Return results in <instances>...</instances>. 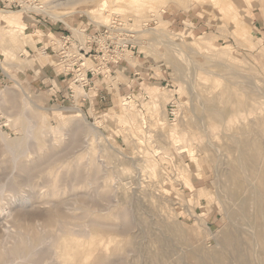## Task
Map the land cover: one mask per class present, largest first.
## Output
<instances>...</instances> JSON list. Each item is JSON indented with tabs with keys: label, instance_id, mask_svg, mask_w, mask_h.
<instances>
[{
	"label": "rangeland",
	"instance_id": "1",
	"mask_svg": "<svg viewBox=\"0 0 264 264\" xmlns=\"http://www.w3.org/2000/svg\"><path fill=\"white\" fill-rule=\"evenodd\" d=\"M141 1L146 5L140 12L132 11L125 0L120 4L125 11L107 7L103 10L106 17L96 15L101 0L95 4L84 1L71 9L59 8L58 13L70 12L64 18L42 11L38 24L39 17L0 8V91L16 92L13 98L0 97V182L4 181L0 183L4 188L0 189V264L13 260L12 264H62L52 253L66 235L74 242L84 238L81 243L85 251L96 253L94 257L91 254L94 262L90 264H220L222 255L227 264H236L237 257L231 255L225 239L238 229L245 239L241 253L247 248L248 254H243L245 258L249 255L247 260L264 264L260 243H256V205L248 201L247 216L234 218L231 212L238 202L226 193L233 185L227 175L240 159L241 138L261 136L258 140L264 147V0ZM3 13L18 21H10ZM111 14L133 20L140 44L133 58L129 56L133 69L117 72L115 82L110 75L97 79L103 97H97L90 109L81 107L89 123L100 120L94 137L89 129L83 131L81 114L71 108L81 106L80 94L85 90L76 86L75 98L69 100L66 93L59 101L62 89L51 96L50 87L42 85L49 71L55 76L51 67L55 60L40 47L47 42L49 32L59 34L93 23L89 15L103 25ZM28 19L35 24L26 22ZM15 30L21 31L24 39ZM106 82L113 84L114 89L108 87L110 92ZM153 93L161 99L159 112L153 109ZM128 105L134 106L132 113ZM212 106L225 110L226 118H215L209 112ZM20 110H24V117ZM28 126L32 138H27ZM179 133H184L185 143ZM229 146L232 149H227ZM249 181V187L257 183L251 178ZM26 194L34 199L31 196L30 202L22 204ZM100 233L108 240L103 236L98 239ZM90 240L94 242L90 244ZM96 241L102 244L98 246ZM103 241L105 245L110 241V247Z\"/></svg>",
	"mask_w": 264,
	"mask_h": 264
},
{
	"label": "bare ground",
	"instance_id": "2",
	"mask_svg": "<svg viewBox=\"0 0 264 264\" xmlns=\"http://www.w3.org/2000/svg\"><path fill=\"white\" fill-rule=\"evenodd\" d=\"M86 2V1H93L94 2V4H95V1L96 0H46L45 2H43V8L41 9V11H45V13L46 12H48L49 14H51L52 16H54V18L56 17V18H62V16H63V18H64V15H66V14H69L70 12H68V13H58L57 12V10L59 9V8H61L62 6L64 7H67L68 9L70 8H73L74 7V5H76V4H78V3H81V2ZM123 1H125V0H101V5H100V7L98 8V9H96V15H98V14H104V12H103V10H105V8H114V9H112V10H115V12H123V11H125V7H122V6H120V4L121 3H123ZM128 2H126V4L127 5H129V8H132V11H134V12H140V11H142V10H144V8H145V5H146V3L144 2V1H141V0H127ZM92 2V3H93ZM99 2V1H98ZM100 3V2H99ZM234 3V2H233ZM98 4V3H97ZM114 6V7H113ZM116 6V7H115ZM116 8V9H115ZM76 9V8H75ZM128 9V8H127ZM164 10V9H163ZM76 11V10H75ZM79 11V10H78ZM72 12V11H71ZM85 12V11H84ZM2 13V12H1ZM47 13V14H48ZM74 13V12H73ZM128 13V12H127ZM4 14V17H6L7 19H9L10 21L12 20V21H18V20H15L14 19V17L12 16V15H7V14H5V13H3ZM7 15V16H6ZM105 15V14H104ZM90 16V18H91V20H92V22L93 23H96V24H98L99 25V23H100V21L98 20V19H96V17L94 16H92V15H89ZM105 17H106V15H105ZM108 17V19H109V16H107ZM123 17H124V15H123ZM70 26V25H69ZM71 27H72V25H71ZM75 32H77L78 31V28H72ZM143 31V30H142ZM16 34H17V36L20 38V39H24V34H22V32L21 31H19V30H15L14 31ZM43 32L42 31H39V34H42ZM38 34V35H39ZM14 36V35H13ZM12 35H11V39H13V41H15L16 42V39L13 37ZM42 37V36H41ZM27 38V37H26ZM25 38V39H26ZM164 41V40H163ZM167 41V40H166ZM165 41V42H166ZM175 44V43H174ZM179 44V43H178ZM7 48V47H6ZM171 49V48H170ZM179 53V52H178ZM170 63V62H169ZM173 64V63H172ZM198 64V63H197ZM224 64V63H223ZM199 65H201V64H199ZM220 65H221V63H220ZM222 66V65H221ZM225 66V65H224ZM218 67H220V66H218ZM226 68V67H225ZM179 69V68H178ZM206 70V69H205ZM204 71V70H203ZM206 71H208V70H206ZM191 72H192V70H191ZM237 72V71H236ZM229 73V72H228ZM192 74V73H191ZM225 75H228V74H225ZM238 75V74H237ZM188 76V75H187ZM193 76V75H192ZM239 76V75H238ZM229 77V76H228ZM193 78V77H192ZM229 78H231V77H229ZM242 79H243V77H242ZM244 80V79H243ZM246 81H248V80H246ZM250 81V80H249ZM114 83V82H113ZM194 83V82H193ZM248 83V82H247ZM250 83V82H249ZM227 84V83H226ZM242 84H244V83H242ZM251 84V83H250ZM115 85V84H114ZM238 85V84H237ZM248 85V84H247ZM258 85V84H257ZM190 86V85H189ZM249 86V85H248ZM192 87V86H191ZM258 87H260V86H258ZM252 88V87H251ZM261 89H262V87H260ZM254 90V89H253ZM9 91V90H8ZM211 91V90H210ZM15 92V91H14ZM14 92L12 93L11 91L10 92H8V94H6V92L5 91H0V97H5V95H8V97H10V98H13L14 97ZM194 92V91H193ZM219 92H222V91H219ZM244 92V91H243ZM247 92H249V91H247ZM246 92V93H247ZM258 92V91H257ZM16 93V92H15ZM259 93V92H258ZM243 94V93H242ZM260 94V93H259ZM262 94V93H261ZM260 94V95H261ZM192 95H193V93H192ZM197 95V94H196ZM153 98H154V100H153V109L155 110V111H157V112H159V109H160V107H161V99H160V96L158 95V94H155V93H153ZM166 96H169L168 94H165V97ZM171 96V98L169 99V100H171L172 101V99H173V97L172 96H174V95H170ZM181 97V96H180ZM195 97V96H194ZM202 97V96H201ZM6 99H7V96L5 97ZM167 98V97H166ZM193 98V97H192ZM30 99V98H29ZM26 100V99H25ZM24 100V101H25ZM243 100V99H242ZM8 101V100H7ZM194 101V100H193ZM245 101V100H244ZM243 101V102H244ZM10 102H12V101H10ZM14 102V101H13ZM78 102V101H77ZM170 102V101H169ZM256 102V101H255ZM201 103V102H200ZM233 103V102H232ZM258 103V102H257ZM13 103H11V105H12ZM25 104L26 105H28V101L26 100L25 101ZM33 104V103H32ZM77 104V103H76ZM177 104H179V103H177ZM176 104V105H177ZM184 104V103H183ZM209 104V103H208ZM238 104V103H237ZM236 104V105H237ZM241 104V103H240ZM3 105V104H2ZM242 105V104H241ZM240 105V106H241ZM239 106V105H238ZM250 106H251V104H250ZM25 107V106H24ZM213 107V106H212ZM9 108H11V107H9ZM23 108V107H22ZM71 108H73L74 109V111L77 113H80L81 114V116H82V122H83V127H84V130L83 131H86L87 129H89L90 130V132L92 131V135H94V133H97V129L99 128V126H101L100 124H98L99 122H100V120L98 121V123L96 122L95 124L94 123H89L83 116H85V114L83 115V110H82V108H81V106H79L78 104L77 105H75V107H71ZM216 108V107H215ZM239 108V107H238ZM251 108V107H250ZM249 108V109H250ZM263 108V107H262ZM65 109H67V108H65ZM94 109V108H93ZM92 109V110H93ZM127 109H128V111H130V113H132L131 112V110H135V108H134V106L133 105H128L127 106ZM178 109V108H177ZM185 109V108H184ZM210 109H212V108H210ZM261 109V108H260ZM264 109V108H263ZM10 110V109H9ZM14 110H15V107H14ZM206 110V109H205ZM208 110H209V108H208ZM18 111V110H17ZM21 111V110H20ZM193 111H194V108H193ZM262 111V110H261ZM261 111H259V113L261 112ZM13 112V111H12ZM209 112H212L213 114H214V116H215V118H217L219 121H221L223 118L225 119L226 117H224L225 115V110H221V109H219V110H216V109H214V107H213V109L211 110V111H209ZM263 113V115H264V111H262ZM11 113V112H10ZM136 113V112H135ZM182 113V112H181ZM250 113H253V111L251 110V112ZM259 113H257L258 115H260ZM20 114V113H19ZM24 114V110L23 111H21V116ZM168 114V113H167ZM204 114H205V112H204ZM240 114V113H239ZM241 114H243V113H241ZM240 114V115H241ZM254 114V113H253ZM252 114V115H253ZM261 114V115H262ZM196 115V114H195ZM238 115V114H237ZM251 115V114H250ZM258 115H257V117H258ZM20 116V115H19ZM179 116V115H178ZM177 116V117H178ZM203 116V115H202ZM205 116V115H204ZM255 116V115H254ZM253 116V117H254ZM17 117V116H16ZM23 117H24V115H23ZM86 117V116H85ZM236 117V116H235ZM239 117V116H238ZM238 117H236V118H238ZM241 117V116H240ZM243 117H244V115H243ZM246 117V116H245ZM249 117H251V116H249ZM203 118V117H202ZM236 118H235V120H236ZM242 118V117H241ZM256 118V117H255ZM259 118V117H258ZM204 119V118H203ZM260 119V118H259ZM264 119V118H263ZM8 120V119H7ZM128 120V119H127ZM205 120V119H204ZM238 120H239V118H238ZM250 120V119H249ZM11 121V120H10ZM19 121V120H18ZM23 121H25V118H24V120ZM22 121V122H23ZM125 121V120H124ZM177 121H178V119H177ZM176 121V122H177ZM196 121V120H195ZM226 121V120H225ZM232 121V120H231ZM230 121V122H231ZM240 121H241V119H240ZM242 121H243V119H242ZM32 123H33V120L31 121ZM31 122H29V124L31 125ZM229 122V123H230ZM233 122V121H232ZM255 122V121H254ZM259 120H258V124H257V127L259 128ZM8 123H9V120H8ZM7 123V124H8ZM173 123V122H172ZM202 123V122H201ZM206 123V122H205ZM245 123H247L246 122V120H245ZM256 123V122H255ZM200 124V123H199ZM232 124L233 123H230V125L232 126ZM254 124V123H253ZM10 125V124H9ZM229 125V124H228ZM227 125V126H228ZM247 125H251L250 123L249 124H247ZM246 125V126H247ZM259 125V126H258ZM34 126V125H33ZM206 126V125H205ZM231 126H230V128H231ZM76 127H78V126H76ZM250 127V126H249ZM252 127L253 126H251V129H252ZM262 127V126H261ZM25 128V127H24ZM29 128V129H28ZM28 128H27V131H28V133H27V138H32L33 137V133L31 132V128L28 126ZM202 128H203V126H202ZM218 128V127H217ZM229 128V129H230ZM254 128V127H253ZM36 129V128H35ZM34 129V130H35ZM86 129V130H85ZM178 129V128H177ZM240 129H242V128H240ZM246 129H248V126H247V128ZM255 129V128H254ZM33 130V131H34ZM99 130V129H98ZM250 130V129H249ZM24 131H25V129H24ZM39 131V130H38ZM38 131L36 132V133H38ZM88 131V130H87ZM175 131V130H174ZM205 131V130H204ZM215 131V130H214ZM218 131V130H217ZM242 131V130H241ZM248 131V130H247ZM251 131V130H250ZM255 131V130H254ZM1 132V131H0ZM177 132V131H176ZM175 132V133H176ZM249 132V131H248ZM256 132V131H255ZM264 132V131H263ZM43 133V132H42ZM77 133V132H76ZM78 133H80V131L78 132ZM86 133V132H85ZM85 133H83L84 134V137L86 136V134ZM206 133V132H205ZM228 133H230V131L228 132ZM238 133H239V130H238ZM243 133V132H242ZM244 133H245V131H244ZM90 134V133H89ZM169 134V133H168ZM180 134V136L183 138V140L182 141H184V143L187 141V139H186V137H185V135H184V133H179ZM35 135V134H34ZM65 135V134H64ZM77 135V134H76ZM230 135H231V133H230ZM233 136H234V134H232ZM231 135V136H232ZM238 135V134H237ZM258 135V134H257ZM259 135H262L261 133L259 134ZM75 136V135H74ZM96 135H94V137H95ZM235 136H236V134H235ZM234 136V137H235ZM245 136V135H244ZM243 136V139L241 138V141H239V143H238V146H239V149H240V159L238 160V163H237V166H235V167H230L231 168V170L229 171V174L227 175L228 176V178L227 179H229V181H230V183L232 182V188H230V189H228L227 190V194H228V196H230V198L231 197H233L235 200H237V202H238V206H237V208H232V212H231V214L234 216V218L236 217H244V216H247L246 215V213H248V211H246V209H247V203H248V201L250 202L251 200H252V202L256 205V207H257V216L255 217V222H256V224H257V228H258V232H257V237L256 238H258V241L259 242H256V243H260V249H261V253H262V258L264 259V162H263V164H262V166H260V163H261V161H263L264 159V157H263V151L260 149L261 147H263L262 145L260 146V141L258 140V138H260L259 136H258V138H257V136L256 137H251V138H249L250 137V135L248 136V137H244ZM36 137V136H35ZM89 137V136H88ZM92 137V136H91ZM90 137V138H91ZM217 137V136H216ZM236 137H239V136H236ZM235 137V138H236ZM233 138V137H232ZM88 139V138H87ZM237 139V138H236ZM261 139V138H260ZM262 139H263V137H262ZM89 140V139H88ZM88 140H86L85 142L87 143V141ZM94 140V139H93ZM214 140H217V138L216 139H214ZM226 140V139H225ZM239 140H240V138H239ZM4 141V140H3ZM30 141H31V139H30ZM189 141V140H188ZM227 141V140H226ZM237 141V140H236ZM37 141H35V143H36ZM94 142V141H93ZM211 142V141H210ZM230 142V141H229ZM6 143V142H5ZM22 143V142H21ZM32 144H33V141L31 142ZM183 143V142H182ZM264 143V142H263ZM84 145H87V144H85V143H83ZM94 144V143H93ZM21 145V144H20ZM209 145V144H208ZM220 145H221V141H220ZM223 145V144H222ZM30 146V145H29ZM33 146H34V144H33ZM83 147V146H82ZM85 147V146H84ZM232 147V146H231ZM230 146L229 147H227V149L228 148H231ZM7 148V147H6ZM32 148V147H31ZM30 148V149H31ZM86 148H87V146H86ZM220 148V147H219ZM83 149V148H82ZM232 149V148H231ZM236 148H234V152L236 151L235 150ZM263 149H264V147H263ZM27 150H29V147H28V149ZM78 150V149H77ZM77 150H75L76 152H77ZM80 150H81V148H80ZM192 149H190V151H191ZM221 150V149H220ZM30 151V150H29ZM108 151V150H107ZM232 151L233 150H231V151H229V153H232ZM32 152V151H31ZM33 153H35L34 152V150H33ZM37 153H38V151H37ZM110 153V152H109ZM223 153H225V152H223ZM64 154V153H63ZM233 154V153H232ZM231 154V155H232ZM235 154V153H234ZM111 155V154H110ZM115 155V154H114ZM239 154H237V156H238ZM19 156V155H18ZM33 156V155H32ZM233 156V155H232ZM231 156V157H232ZM235 156V155H234ZM234 156H233V158H234ZM27 157V156H26ZM13 158H15V157H13ZM31 158V157H30ZM64 158V157H63ZM239 158V157H238ZM89 159V158H88ZM101 159V158H100ZM112 159V158H111ZM232 159V158H231ZM230 159V160H231ZM14 160H17V159H14ZM61 160V159H60ZM148 160V159H147ZM233 160V159H232ZM89 161V160H88ZM98 161V160H97ZM103 161V160H102ZM235 161H236V159H235ZM146 162V161H145ZM215 162V161H214ZM228 162H230V161H228ZM10 163V162H9ZM16 163V162H15ZM224 163V162H223ZM227 163V162H226ZM55 164V163H54ZM66 164V163H65ZM103 165H104V163H103ZM147 165V164H146ZM15 166H16V164H15ZM87 166H89V165H87ZM105 166V165H104ZM107 167V166H106ZM227 167V166H226ZM229 167V166H228ZM91 168V167H90ZM15 169V171H16V167L14 168ZM14 169H13V171H14ZM122 169V168H121ZM154 169V168H153ZM10 170V169H9ZM21 170V169H20ZM46 170V169H45ZM104 171H106V170H104ZM6 172V171H5ZM20 172V171H19ZM22 172V171H21ZM43 172V171H42ZM10 173V175H11V172H9ZM8 173V174H9ZM17 173V172H16ZM104 173V172H103ZM145 173V172H144ZM227 173H228V171H227ZM14 174V173H13ZM6 175V174H5ZM219 175V173L216 175V176H218ZM8 176V175H7ZM146 176V175H145ZM9 177V176H8ZM5 178V177H4ZM11 178V177H10ZM252 179L253 181H255L256 180V184L254 185V186H251V187H249L248 186V184H246V182H249L250 184H251V182L249 181V179ZM2 179V178H1ZM67 179V178H66ZM35 180V179H34ZM248 180V181H247ZM221 181V180H220ZM1 182H4V181H1ZM0 182V183H1ZM7 182V181H6ZM142 182V181H141ZM222 182V181H221ZM226 182H228V181H226ZM83 183V182H82ZM4 184V183H3ZM163 184V183H162ZM249 184V185H250ZM144 185V184H143ZM224 185V184H223ZM4 186V185H3ZM25 186V185H24ZM104 186V185H103ZM114 186V185H113ZM142 186V185H141ZM143 187V186H142ZM226 187H231V185H226ZM2 188V187H1ZM0 188V189H1ZM28 188V187H27ZM48 188V187H47ZM4 188H2V190H3ZM9 189V188H8ZM61 189V188H60ZM145 189V188H144ZM152 189V188H151ZM34 191V190H33ZM95 191V190H94ZM142 191V190H141ZM224 191V190H223ZM217 192H218V190H217ZM0 193H1V191H0ZM26 193H28V192H26ZM32 193V192H31ZM115 193V192H114ZM28 194H30V193H28ZM62 194V193H61ZM222 194V193H221ZM227 194H225L226 196H227ZM27 195V194H26ZM38 195V194H37ZM36 195V196H37ZM224 195V194H223ZM3 196V195H2ZM32 195H30V197H31ZM219 196V195H218ZM217 196V197H218ZM24 197V196H23ZM28 195H27V197H24V198H22L21 199V203L22 204H26V203H28V202H30L31 201V198H30ZM167 197H168V195H167ZM84 198H86V197H84ZM232 198V199H233ZM32 199H34L33 198V196H32ZM74 199V198H73ZM76 199V198H75ZM141 199V198H140ZM225 199V198H224ZM227 199H229V197L227 198ZM227 199L225 200V201H227ZM36 200V199H35ZM38 200V199H37ZM85 200V199H84ZM112 200H113V198H112ZM234 200V201H235ZM141 201H143V200H141ZM12 202H13V200H12ZM72 202V201H71ZM221 202V201H220ZM228 202V201H227ZM212 203V202H211ZM251 203V202H250ZM13 204V203H12ZM22 204H20V206H22ZM148 204V203H147ZM249 204V203H248ZM14 205V204H13ZM28 205H30V204H28ZM50 205V204H49ZM66 205V204H65ZM156 205V204H155ZM172 205V204H171ZM231 205H232V203H231ZM234 205H235V202H234ZM247 205V206H246ZM251 205V204H250ZM255 205H254V207H255ZM26 206V205H25ZM52 206V205H51ZM50 206V207H51ZM58 206V205H57ZM111 206V205H110ZM113 206V205H112ZM162 206V205H161ZM223 206V205H222ZM47 207H48V205H47ZM174 207V206H173ZM172 207V208H173ZM224 207V206H223ZM232 207H234V206H232ZM254 207H251L250 209H252V208H254ZM21 208V207H20ZM20 208H18V209H20ZM52 208V207H51ZM93 208V207H92ZM25 209V208H24ZM23 209V210H24ZM29 209V208H28ZM66 209V208H65ZM72 209V208H71ZM97 210V209H96ZM160 210H161V208H160ZM225 210V209H224ZM4 211V210H3ZM148 211V210H147ZM164 211V210H163ZM255 211V210H254ZM8 212V211H7ZM11 212V211H10ZM177 212V211H176ZM224 212V211H223ZM256 212V211H255ZM103 213V212H102ZM105 213V212H104ZM164 213H166V212H164ZM12 214V213H11ZM226 214H227V212H226ZM226 214H224V215H226ZM229 214V213H228ZM251 214V213H250ZM253 214V213H252ZM58 215V214H57ZM251 217H252V215H250ZM7 217H8V215H7ZM54 217H55V214H54ZM64 217V216H63ZM71 217V216H70ZM84 218H86V217H84ZM83 218V219H84ZM245 218V217H244ZM253 218V217H252ZM5 219V218H4ZM9 219V218H8ZM79 219V218H78ZM228 219V218H227ZM233 219V218H232ZM243 219V218H242ZM249 219V218H248ZM21 220V219H20ZM229 220V219H228ZM241 220V219H240ZM54 221H57V220H55L54 219ZM167 221H169V220H167ZM230 221V220H229ZM236 221V220H235ZM242 221V220H241ZM240 221V222H241ZM247 221V220H246ZM74 222V221H73ZM226 222V221H225ZM233 222H234V220H233ZM248 222H250V221H248ZM247 222V223H248ZM6 223V222H5ZM54 223H56V222H54ZM69 223V222H68ZM242 223V222H241ZM7 224V223H6ZM62 224V223H61ZM70 224V223H69ZM68 224V225H69ZM152 224V223H151ZM231 224V223H230ZM234 224V223H233ZM238 224V223H237ZM243 224V223H242ZM246 224V223H245ZM75 225V224H74ZM99 225H101V224H99ZM200 225H202L201 223H200ZM200 225H199V228H200ZM235 225V224H234ZM233 225V226H234ZM248 225V224H247ZM247 225H245L246 226V230H247V228L249 229V227H247ZM7 226H8V224H7ZM73 226V225H72ZM88 226V225H87ZM95 226H97V224L95 223ZM249 226H250V224H249ZM252 226V225H251ZM253 226H254V224H253ZM99 227H104V229H107V228H105V226H103V225H101V226H99ZM114 227V226H113ZM112 227V228H113ZM138 227V226H137ZM202 227V226H201ZM240 227H241V225H240ZM244 227V226H243ZM243 227H241V228H243ZM254 227H256V226H254ZM10 228V227H9ZM8 228V229H9ZM35 228H37V227H35ZM34 228V229H35ZM78 228V227H77ZM91 228V227H90ZM109 228V227H108ZM111 228V229H112ZM120 228H122V227H120ZM156 228V227H155ZM238 228V227H237ZM252 228V227H251ZM4 229H5V227H4ZM7 229V230H8ZM60 229V228H59ZM64 229V228H63ZM79 229V228H78ZM244 229V228H243ZM254 229V228H253ZM6 230V231H7ZM16 230V229H15ZM72 230V229H71ZM87 231H88V229H86ZM85 230V231H86ZM120 230V229H119ZM250 230V229H249ZM255 230V229H254ZM10 231V230H9ZM86 231V232H87ZM90 231V230H89ZM88 231V233H90ZM109 231V230H108ZM111 231V230H110ZM252 231V230H251ZM256 231V230H255ZM8 232V231H7ZM25 232V231H24ZM77 232V231H76ZM75 232V233H76ZM85 232V233H86ZM103 232V231H102ZM20 233H22V232H20ZM26 233V232H25ZM94 233V232H93ZM113 233V232H112ZM243 233H245V230H244V232ZM247 233V232H246ZM249 233V232H248ZM253 233H256V232H253ZM42 234V233H41ZM87 234V233H86ZM85 234V235H86ZM91 234H92V232H91ZM90 234V235H91ZM98 234V233H97ZM101 234V233H100ZM105 234V233H104ZM121 234V233H120ZM240 234H242V230L241 229H238V231H235L234 233H230L227 237H226V239H225V243H226V245L228 246V248H229V250L231 251V255L232 254H234V256L233 257H237V260L236 259H234V261L236 260V264H252V260H251V258H250V260L248 261L247 260V257L249 256H247L246 258H245V256L243 255L244 253H245V251L247 250V248H246V250L245 251H243L244 253H241L242 252V246H243V241L245 240L243 237H242V239H241V237H240ZM23 235V234H22ZM26 235V234H25ZM48 235V234H47ZM46 235V236H47ZM113 235V234H112ZM111 235V236H112ZM248 235V234H247ZM254 235V234H253ZM256 235V234H255ZM254 235V236H255ZM67 236L68 235H66V238L64 237V239L62 238L61 239V241H59L58 243H57V246H56V248L53 250V255L56 257V258H58V260H60L61 261V263L62 264H90V262L94 259V258H92V260H91V256L93 255V257L96 255V253H94V251L92 252V253H89L88 251L89 250H91V249H88V250H86L85 251V249H84V246L82 245L83 243H81V241L84 239H82L81 241H80V239L79 240H76V238L77 237H75V236H73V238L76 240L75 242H74V240L72 241H70V238L72 239V237H69V238H67ZM70 236V235H69ZM87 236V235H86ZM92 237L94 236V235H91ZM103 235L101 234L100 235V237H98V239L99 238H102L103 239V237H105L104 239H106V237H107V235H104L103 237H102ZM109 236V239H111L110 238V235H108ZM165 236V235H164ZM216 236V235H215ZM27 237V236H26ZM115 237H116V235H115ZM147 237V236H146ZM245 237V236H244ZM253 237V236H252ZM96 237H94V239H95ZM249 238V237H248ZM8 239H9V237H8ZM117 239H119V238H117ZM152 239V238H151ZM166 239V238H165ZM244 239V240H243ZM87 240H88V238H87ZM93 240V239H92ZM92 240H90L89 242H90V244L92 243V242H94V241H92ZM96 240H97V238H96ZM106 240H108V239H106ZM121 240V239H120ZM153 240V239H152ZM154 240H156V239H154ZM243 240V241H242ZM253 240V239H252ZM256 241H257V239H255ZM6 241V240H5ZM30 241V240H29ZM86 241V240H85ZM101 242H102V240H100ZM99 241V242H100ZM105 241V240H104ZM103 241V242H104ZM115 241V240H114ZM122 241V240H121ZM249 241V240H248ZM19 242V241H18ZM28 242V241H27ZM84 242V241H83ZM98 241H96V243L98 244L99 243ZM100 242V243H101ZM116 243H117V241H115ZM245 242V241H244ZM254 242V241H253ZM0 243H1V241H0ZM46 243H49L48 241H46ZM100 243L98 244V246L100 245ZM107 243H108V245L107 246H109L110 247V241L108 242L107 241ZM120 243V241H118V244ZM122 243H123V241H122ZM255 243V242H254ZM256 243H255V245H256ZM7 244V243H6ZM18 244V243H17ZM51 243H49V245H50ZM88 244V243H87ZM102 244V243H101ZM113 244H115V243H113ZM121 244V243H120ZM249 244V243H248ZM16 245V244H15ZM47 246H48V244H46ZM84 245H86V243L84 242ZM93 245V244H92ZM95 245V244H94ZM93 245V246H94ZM104 245H105V242H104ZM103 245V246H104ZM105 245V246H106ZM117 245V244H116ZM130 245V244H129ZM139 245V244H138ZM250 245V244H249ZM248 245V246H249ZM254 245V246H255ZM2 246V245H1ZM21 246V245H20ZM29 246V245H28ZM81 246H83V249H82V251H80V248H81ZM102 246V247H103ZM104 246V247H105ZM245 246V245H244ZM4 247V246H3ZM42 247V246H41ZM44 247V246H43ZM88 248H93L92 246H90L89 247V244H88V246H87ZM95 247V246H94ZM101 247V248H102ZM108 247V248H109ZM119 247V246H118ZM15 248V247H14ZM17 248V247H16ZM30 248V247H29ZM28 248V249H29ZM47 248V247H46ZM97 248V247H96ZM100 248V247H99ZM154 248V247H153ZM257 249H258V247H256ZM42 249V248H41ZM87 249V248H86ZM23 250V249H22ZM30 250V249H29ZM95 250H98V249H95ZM100 250V249H99ZM98 250V251H99ZM228 250V249H227ZM31 251V250H30ZM80 251V252H79ZM104 251H105V249H104ZM108 251V250H107ZM134 251V250H133ZM254 251H256L255 250V248H254ZM110 252V251H109ZM109 252H107V253H109ZM257 252V251H256ZM255 252V254H257ZM259 252H260V250H259ZM38 253V252H37ZM106 253V254H107ZM192 253H194V252H192ZM229 253V252H228ZM246 253H247V251H246ZM92 254V255H91ZM95 254V255H94ZM101 254H102V250H101ZM100 254V252H99V255H101ZM128 254V253H127ZM195 254V253H194ZM248 254V253H247ZM254 254V256L253 257H255L256 255ZM15 255V254H14ZM21 255V254H20ZM26 255V254H25ZM108 255V254H107ZM193 255V254H192ZM199 255V254H198ZM246 255V254H245ZM257 255H259V254H257ZM38 256V255H37ZM53 256V257H54ZM195 256V255H194ZM197 256V255H196ZM199 256H201V255H199ZM221 256V255H220ZM1 257V256H0ZM21 257H22V255H21ZM20 257V258H21ZM131 257V256H130ZM134 257V256H133ZM147 257V256H146ZM189 257V256H188ZM232 257V256H231ZM250 257H251V255H250ZM257 257V256H256ZM14 258H15V256H14ZM23 258V257H22ZM97 258V257H96ZM228 258V257H227ZM259 260H261V255L259 256ZM16 259V258H15ZM25 259V258H24ZM28 259V258H27ZM55 259V258H54ZM98 259V258H97ZM229 259V258H228ZM255 259V258H254ZM52 260V259H51ZM120 260V259H119ZM191 260V259H190ZM194 260V259H193ZM199 260V259H198ZM202 260V259H201ZM231 260V262H232V259H230ZM230 260H228V261H230ZM255 260H257V259H255ZM258 260V261H259ZM9 261V260H8ZM13 261H15V260H13ZM13 261H12V263H13ZM20 261H22V260H20ZM50 261V260H49ZM52 261H56V260H52ZM52 261H51V263H52ZM105 261V260H104ZM124 261V260H123ZM192 261V260H191ZM216 261V260H215ZM220 261V264H227L226 263V257H225V255H222V257H221V259L219 260ZM7 262V261H6ZM45 262H46V260H45ZM57 262V261H56ZM55 262V263H56ZM93 262H94V260H93ZM114 262V261H113ZM113 262H112V264H113ZM118 262V261H117ZM116 262V263H117ZM121 262V261H120ZM189 262V261H188ZM255 262V261H254ZM257 262V261H256ZM9 263V262H8ZM12 263H10V264H12ZM49 263V262H48ZM104 263V262H103ZM119 263V262H118ZM125 263V262H124ZM192 263L193 264H198L197 263V261H192ZM204 263V262H203ZM215 263V262H214ZM217 263H219V262H217ZM260 263V262H259ZM263 263H264V261H263ZM4 264H6V263H4ZM54 264V263H53ZM57 264V263H56ZM102 264V263H101ZM121 264V263H120ZM202 264V263H201ZM230 264H232V263H230ZM235 264V263H234ZM261 264V263H260Z\"/></svg>",
	"mask_w": 264,
	"mask_h": 264
},
{
	"label": "built area",
	"instance_id": "3",
	"mask_svg": "<svg viewBox=\"0 0 264 264\" xmlns=\"http://www.w3.org/2000/svg\"><path fill=\"white\" fill-rule=\"evenodd\" d=\"M0 8L5 11H21L34 19L39 17L37 22H41L43 15L42 0H0ZM26 22L34 24L29 19ZM138 33L130 17L111 14L108 22L103 25L87 23L78 28L77 32L71 29L59 34L49 32L47 42L40 48L42 53L54 58L51 67L55 77L67 81V98H75V87H82L85 92L80 94L81 107L88 105L89 108L97 97L104 95L96 85L97 79L104 80L110 75L115 82L120 68L130 64L129 56L133 58L140 44ZM112 83L106 82L105 88L114 89Z\"/></svg>",
	"mask_w": 264,
	"mask_h": 264
},
{
	"label": "crops",
	"instance_id": "4",
	"mask_svg": "<svg viewBox=\"0 0 264 264\" xmlns=\"http://www.w3.org/2000/svg\"><path fill=\"white\" fill-rule=\"evenodd\" d=\"M40 23V22H37V24ZM35 24V23H34ZM33 23L31 25H34ZM50 31H53L51 28H49ZM48 28L46 30H49ZM65 31V30H64ZM62 31H60L61 33ZM130 62V60H129ZM44 65H48V63H45ZM134 65L132 64V62H130V64H124V67H121L119 72L122 71V72H127V70L130 71V69H133ZM49 73L51 74V76H46L45 79H42V85H45L47 87H50L48 92L50 93V95L52 96L53 94H58L60 93L61 89L64 91L63 95L61 97H59L61 100L59 101H63L62 97L63 96H66V93H68V83L66 80H64L62 77H55V76H52V71H49ZM118 75V74H117ZM116 80H117V77H116ZM65 98V97H64ZM94 104V103H93ZM88 107V105H86ZM85 106V107H86ZM90 109V107L88 108Z\"/></svg>",
	"mask_w": 264,
	"mask_h": 264
}]
</instances>
